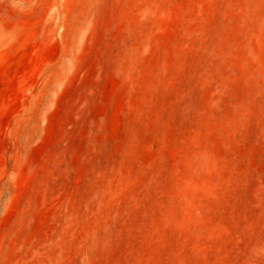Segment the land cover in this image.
I'll return each mask as SVG.
<instances>
[{"label":"rangeland","instance_id":"1","mask_svg":"<svg viewBox=\"0 0 264 264\" xmlns=\"http://www.w3.org/2000/svg\"><path fill=\"white\" fill-rule=\"evenodd\" d=\"M0 264H264V0H0Z\"/></svg>","mask_w":264,"mask_h":264}]
</instances>
